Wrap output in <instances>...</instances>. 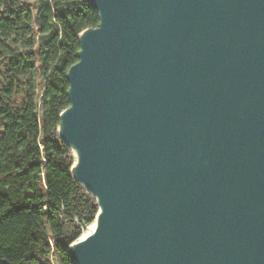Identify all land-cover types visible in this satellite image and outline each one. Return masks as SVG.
Returning a JSON list of instances; mask_svg holds the SVG:
<instances>
[{"label":"water","instance_id":"water-1","mask_svg":"<svg viewBox=\"0 0 264 264\" xmlns=\"http://www.w3.org/2000/svg\"><path fill=\"white\" fill-rule=\"evenodd\" d=\"M59 137L96 199L77 264H264V0H87Z\"/></svg>","mask_w":264,"mask_h":264},{"label":"trees","instance_id":"trees-1","mask_svg":"<svg viewBox=\"0 0 264 264\" xmlns=\"http://www.w3.org/2000/svg\"><path fill=\"white\" fill-rule=\"evenodd\" d=\"M99 22L87 0H0V264H77L98 205L57 127L79 34Z\"/></svg>","mask_w":264,"mask_h":264},{"label":"rangeland","instance_id":"rangeland-1","mask_svg":"<svg viewBox=\"0 0 264 264\" xmlns=\"http://www.w3.org/2000/svg\"><path fill=\"white\" fill-rule=\"evenodd\" d=\"M33 1H34V0H33ZM37 77H38V78H41L42 76H41V74H40V73H38V74H37Z\"/></svg>","mask_w":264,"mask_h":264}]
</instances>
